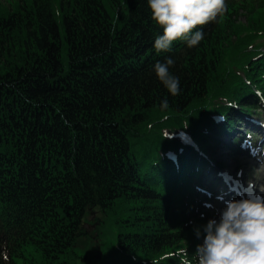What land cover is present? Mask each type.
<instances>
[{
    "label": "trees",
    "instance_id": "16d2710c",
    "mask_svg": "<svg viewBox=\"0 0 264 264\" xmlns=\"http://www.w3.org/2000/svg\"><path fill=\"white\" fill-rule=\"evenodd\" d=\"M262 109L264 0L0 3V264H76L100 216L86 264H219L208 171Z\"/></svg>",
    "mask_w": 264,
    "mask_h": 264
},
{
    "label": "rangeland",
    "instance_id": "374dc122",
    "mask_svg": "<svg viewBox=\"0 0 264 264\" xmlns=\"http://www.w3.org/2000/svg\"><path fill=\"white\" fill-rule=\"evenodd\" d=\"M8 1L0 0V3L6 5ZM244 15L246 14L243 11L240 12L239 18L245 20ZM259 112L260 119L251 122V125L256 123L257 131L252 126L250 129L258 133L257 135L261 132L262 138L257 136L254 143L242 142L238 149L219 145L214 152V162L212 161V168L209 170L210 177L205 185V205L218 213L224 220L219 224L226 223L230 234L226 237L224 229L217 230V234H214L211 227L207 226L197 228L195 233L207 239L216 236L225 238V241L219 242L220 249L216 251L222 253L221 258L217 260L219 264H264V252H262L263 256L261 254L257 256L255 252L259 241L264 238V208L257 215L250 212V209L254 208L252 206L250 209L239 210L235 197L236 188L244 186L248 192L254 191V195L260 197L264 203V127L259 128L264 125V110ZM207 158L209 160L208 155ZM215 162H218L221 167L219 168ZM227 188L230 190L229 193ZM95 215L98 217L97 214ZM100 218V221L87 218L85 227L88 231L87 235L80 238L78 242L79 257L75 260L76 264L92 261L86 258L87 255L91 257L100 254L101 256L110 247L111 241L113 242L111 239L113 228L109 220L107 218L103 220L101 216Z\"/></svg>",
    "mask_w": 264,
    "mask_h": 264
},
{
    "label": "bare ground",
    "instance_id": "6f19581e",
    "mask_svg": "<svg viewBox=\"0 0 264 264\" xmlns=\"http://www.w3.org/2000/svg\"><path fill=\"white\" fill-rule=\"evenodd\" d=\"M224 186V185H223ZM241 187V186H240ZM227 191H228V193L230 192V190H228V188H227ZM252 192V193H251ZM255 192L254 191H250V192H248L247 191V189H245V187L243 186V188H236V192H235V197L237 198V208L239 209V210H245V209H250L251 207H249V208H245V207H243L242 205L244 204L243 203V200H244V198L247 196V195H250V194H254ZM250 212L253 214V215H257V214H259L260 213V211L259 210H255L254 208L251 210L250 209ZM264 215V214H263ZM259 245V246H258ZM258 245H256V246H258V247H256V249H255V252H257V256H258V254H261V256H263L262 255V252H264V238L263 239H261L260 241H259V243H258Z\"/></svg>",
    "mask_w": 264,
    "mask_h": 264
},
{
    "label": "water",
    "instance_id": "95a60500",
    "mask_svg": "<svg viewBox=\"0 0 264 264\" xmlns=\"http://www.w3.org/2000/svg\"><path fill=\"white\" fill-rule=\"evenodd\" d=\"M98 258L100 257V254H98V256H97Z\"/></svg>",
    "mask_w": 264,
    "mask_h": 264
}]
</instances>
